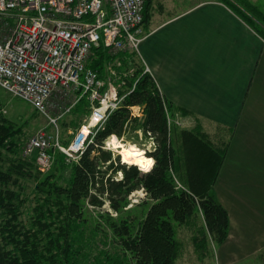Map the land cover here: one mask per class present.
Masks as SVG:
<instances>
[{
	"label": "trees",
	"instance_id": "16d2710c",
	"mask_svg": "<svg viewBox=\"0 0 264 264\" xmlns=\"http://www.w3.org/2000/svg\"><path fill=\"white\" fill-rule=\"evenodd\" d=\"M221 1L233 9L226 0ZM151 3L149 0L144 6L143 27L150 20ZM233 10L264 39L263 18L259 19L253 10H246L248 15ZM90 56L86 66L125 98L76 163L66 165L63 154L50 149L49 154L55 156L54 165L41 173L34 156L26 159L19 155L28 138L19 140V132L11 125H0V264H175L181 245L175 240L171 220L182 223L191 217L196 206L219 246L227 237L228 214L212 188L228 143L216 146L196 127L181 131V156H177L170 146L172 108L151 74L144 72L139 55L129 50L113 55L100 42ZM132 106L141 107V118L130 117L128 107ZM90 112L91 104L83 95L68 112L71 119L64 126L76 133ZM137 132L155 140V151L148 154L155 164L147 174L137 169L149 162L142 150L136 166L120 164L119 156L102 149L112 135L124 134L127 140L133 134L137 137ZM70 142L61 141L63 147ZM4 152L12 157L4 159ZM117 173L122 174L119 180L113 178ZM141 188L146 192L144 201L126 209L128 197ZM105 201L119 216L114 220L108 213L104 215L108 230L120 240L123 251L115 256L94 249L86 238V233L94 239L97 234L86 228L84 202L101 207ZM26 207L29 208L24 221L22 209ZM134 209H138L135 215ZM200 249L195 246L196 252Z\"/></svg>",
	"mask_w": 264,
	"mask_h": 264
},
{
	"label": "crops",
	"instance_id": "0c3cea01",
	"mask_svg": "<svg viewBox=\"0 0 264 264\" xmlns=\"http://www.w3.org/2000/svg\"><path fill=\"white\" fill-rule=\"evenodd\" d=\"M233 9L201 1L144 25L138 47L174 124L199 127L210 139L226 135L213 191L225 186L231 197L264 183V39ZM63 99L56 93L51 103Z\"/></svg>",
	"mask_w": 264,
	"mask_h": 264
},
{
	"label": "built area",
	"instance_id": "2783aa9c",
	"mask_svg": "<svg viewBox=\"0 0 264 264\" xmlns=\"http://www.w3.org/2000/svg\"><path fill=\"white\" fill-rule=\"evenodd\" d=\"M148 1L0 0V28L4 22L12 25L9 35L0 38V88L54 126L63 115L49 117L59 104L51 108L54 94L65 101L70 99L68 92L77 91L80 94L71 104L83 95L91 104L89 117L67 147L59 143L57 131L52 136L40 129L28 138L22 153L34 156L40 170L52 163L50 149L70 158L81 155L109 115L119 108L122 99L116 89L110 85L106 89L105 82L86 64L100 42L116 52L138 54ZM148 71L145 67L144 72Z\"/></svg>",
	"mask_w": 264,
	"mask_h": 264
},
{
	"label": "rangeland",
	"instance_id": "374dc122",
	"mask_svg": "<svg viewBox=\"0 0 264 264\" xmlns=\"http://www.w3.org/2000/svg\"><path fill=\"white\" fill-rule=\"evenodd\" d=\"M201 1L204 0H152L151 6L149 7L150 20L148 23L156 24L159 20L161 21L163 18H166L170 15H175L181 11L190 9ZM226 1L240 14L248 15L246 10H253V12L259 16V19H264V0ZM1 25H3V28H0V38H3L9 35L12 25L6 22ZM144 36L145 32L143 27V33L140 37ZM109 53L115 55L118 52L109 49ZM109 85L116 89V87L112 84H105V88L107 89ZM116 92L118 94L117 89ZM68 94L70 95L69 100H66L65 98V101L59 102L58 106L53 108L51 113L49 112L50 118L52 116V118H56L57 116L63 114L59 119L56 120V125L54 126L53 124L49 123L48 119L40 115H36L28 104L0 89V125H11L15 132H19V140L22 138L26 140L40 129H43L52 136H55L57 131L58 141L62 146H64L61 143L62 139L72 140V135H75V131L71 130L69 126L64 125L65 123L68 124L69 120L71 119L69 115H67L69 112L68 110L74 106L73 103H70V101L78 98L80 92L72 91L68 92ZM118 98L122 99L119 104V107L121 108L125 96H120L118 94ZM54 105L55 104H53L51 108ZM132 107H128L130 117L132 119L140 118L141 107ZM131 113H134V115L132 116ZM85 120L86 118L84 121ZM176 120H169L171 124L170 126H172L170 132V146L177 156H181L180 151L182 142L180 136L182 133L181 131L185 130L181 128L182 126L179 127L178 125L174 124V121ZM103 126L104 124L100 130L103 129ZM225 137V134H222L221 136H213L211 141L216 146H220L226 142L224 139ZM112 138L124 146L133 145L144 152V155L149 159V162L147 164L138 166L135 164L141 174H147L152 170L155 161L148 154L155 151V140L153 137H150L149 135V137L144 138L141 132H137V137H134L133 134L132 137L127 140L126 135L123 134L121 137L112 135L104 141L102 147L104 151H110L112 152L113 156H119L120 164L125 163L127 165H132L123 162V156L120 154L121 150L116 149L114 148L115 146L111 145V141H113ZM19 155L28 159V157L23 155L22 151H19ZM81 155H75L72 158L63 155L64 162L66 165L76 163ZM3 156L4 159L6 156L12 157L11 155H8L7 152H4ZM145 156H143L142 161H144ZM54 162L55 156L51 165L47 169L40 170L38 167L37 169L41 173H46L51 170ZM139 166H150L151 168L149 167L147 170H142ZM113 178L119 180L122 178V174L117 173ZM260 183L261 184L256 185L250 183L249 187L253 190H250L249 192L242 191L240 194L232 196L233 198L226 193L227 190L225 186H220L219 192L215 190L213 191L219 204H222L223 207H225L230 213L231 221L229 222L228 220V232L226 239L228 238L229 241L227 244L225 239L219 246H217L213 235L207 231V228L205 227L203 215L198 206L193 209V214L191 217L187 218L182 223L171 220L175 233V240H177L181 245V253L175 264H264V245H262L264 243V183ZM177 187L181 188V185L178 182ZM254 187L257 189H254ZM27 192H29V190ZM145 196L146 192L142 188L134 191L128 197L129 205L126 209L132 206H137L139 203L144 201ZM149 203L152 204V201ZM28 206L31 207V204H28ZM29 207L22 209L24 214L21 218L24 221L27 219V213L25 210ZM137 212L138 209H134L132 214L135 215ZM107 213L114 220L118 219L119 217H117V214L110 209L109 203L107 201H105L101 207L91 206L88 202H84L83 204V218L86 220V228L89 232H96L97 234L94 239V236L86 233V238L89 240L90 244H93L94 249L98 248V251L106 252L109 255L115 256L117 254H122L123 251L120 246V240L112 235L105 224L106 217H104V215ZM195 246H198L201 249L196 252Z\"/></svg>",
	"mask_w": 264,
	"mask_h": 264
},
{
	"label": "bare ground",
	"instance_id": "6f19581e",
	"mask_svg": "<svg viewBox=\"0 0 264 264\" xmlns=\"http://www.w3.org/2000/svg\"><path fill=\"white\" fill-rule=\"evenodd\" d=\"M111 145L115 146L114 148L121 150L120 154L123 156V162L135 165L138 157L140 156L139 150H141V149H138L137 147H135L133 145L124 146L121 143L113 142V141H111ZM141 162H143V161H141ZM136 164H138V163H136Z\"/></svg>",
	"mask_w": 264,
	"mask_h": 264
}]
</instances>
